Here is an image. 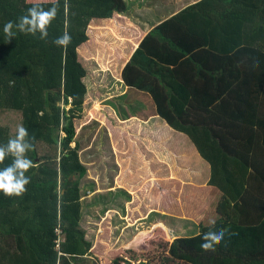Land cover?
<instances>
[{"label":"trees","instance_id":"1","mask_svg":"<svg viewBox=\"0 0 264 264\" xmlns=\"http://www.w3.org/2000/svg\"><path fill=\"white\" fill-rule=\"evenodd\" d=\"M68 3L65 12V0H0V146L25 127L34 165L22 196L0 192V264H67L105 245L100 241L91 251L80 226L79 186L86 169L79 144L72 143L87 71L79 54L94 19L128 8L124 0ZM34 5L58 6L48 38L14 27L9 42L5 24H15ZM65 31L72 37L66 50L53 43ZM122 79L149 93L157 115L191 139L210 164L209 185L222 193L215 225L166 242L169 261L264 264V0H200L188 6L149 33ZM220 228L227 231L215 251L201 249L203 235ZM112 264L129 262L118 257Z\"/></svg>","mask_w":264,"mask_h":264},{"label":"crops","instance_id":"2","mask_svg":"<svg viewBox=\"0 0 264 264\" xmlns=\"http://www.w3.org/2000/svg\"><path fill=\"white\" fill-rule=\"evenodd\" d=\"M124 1L128 8L126 13H115L112 18L107 19H94L92 23L101 24L100 21H105V23L115 24L110 27L111 32L108 30L114 35L109 34L107 38L106 36L103 38L112 41L113 59H115L113 64L119 67L116 71L118 74L116 80L120 92L117 94L119 96L116 97V101L119 99L122 101L121 98H124L123 102L135 109H137V105L138 108H141L144 101L145 108L147 104L150 105V111L147 116L143 115L139 118H137V112H132L127 117H117L119 123L126 127L127 134H120L113 130L110 132L112 140L118 137L123 145L126 142L132 148L128 154H122L119 163L116 162L115 165L119 173L116 172L115 177L116 179L119 177V179L115 180V185L107 189L108 194L102 196L104 199L107 197L113 199L116 196L123 209L121 213L118 211L114 213L116 216L114 221L112 219L110 222L108 216L100 217L101 221H105L104 226H102L103 231L100 228L91 251L97 247L100 241H103L105 245L102 250L94 255L95 257L88 256L92 260V264L94 261L99 262V264H112L113 260L118 257H123L129 264L139 262L152 264V260L155 258L152 257L153 253L159 246H163L166 242L172 243L176 239L198 236L203 226H210L212 221L216 222L219 219L216 210L211 215H208V211L205 210L203 214L191 220L187 215L190 212L186 208V203H189L190 206L209 203L217 207L222 197V193L216 187L209 185L210 164L200 155L191 139L185 133L173 129L157 115L154 100L149 93L128 87L122 79L125 66L149 33L161 22L172 18L200 0ZM101 31L103 30H99L97 34ZM91 41L93 40H88L81 47L82 55H86L83 47L89 46ZM102 43L104 47V42ZM94 44L90 46H94ZM94 50L97 49L91 48L87 53L88 56L91 57V54L93 56L99 55ZM79 55L81 56V54ZM117 60L119 61L117 62ZM107 73L112 75V69H109ZM186 79L190 78L186 77ZM128 95L129 97H127ZM111 100L115 99L112 98ZM136 124L141 125L142 131L146 127L143 135L132 129ZM80 161L83 166H87L82 160ZM188 166L190 170H196V176H194L197 178L196 180L191 179L189 181L188 172L186 176H182L180 170H185ZM86 170L88 174L92 175L94 169L87 168ZM185 171L183 175H185ZM203 179L207 180V183ZM94 191L96 190L88 193V198L95 195L93 194ZM102 193L103 190L98 191V194ZM82 199L83 195L81 194V210L85 207ZM97 203L91 201L89 206H98ZM106 203L107 201L101 205L108 206ZM169 213L175 216L170 217ZM124 223H127V228L131 230L135 228L137 232L132 235L133 232L131 231L129 240L123 237L117 241L116 236H113V230ZM83 227L82 229H84ZM104 237L106 239L101 240ZM120 241L122 243L119 245ZM125 249L128 250V255L120 253Z\"/></svg>","mask_w":264,"mask_h":264},{"label":"rangeland","instance_id":"3","mask_svg":"<svg viewBox=\"0 0 264 264\" xmlns=\"http://www.w3.org/2000/svg\"><path fill=\"white\" fill-rule=\"evenodd\" d=\"M100 23L101 24L97 22H91V24L89 25V40H94L96 42L94 46L83 47V50L85 51L86 55L80 56L82 63H84L83 66L85 67L86 71L88 70V73L84 79V83L87 87V94L83 106L82 117L75 121V126L77 130L75 138L76 142L72 143V147H75L76 144H79V158L80 160H82L83 163L87 164V166L84 165L86 169L92 168L95 170H92V175L88 174L86 170V174L80 180L79 186L81 194L83 195L82 202L85 206L81 210L82 217L80 221V226H84L83 228L85 230H83L85 232V240L90 242L92 246L95 243V239L96 236L99 234L100 228L103 231L102 226H104L105 221H101L100 217L108 216L110 222L112 221V219L114 221L116 217L114 213L116 211L121 213L123 209L122 206H120V203L117 201L116 196H114L113 199H111L110 197L104 199V197L102 196L108 194L107 189L115 185V180L117 181L119 179V177L118 179H116L115 177L116 174L119 173L117 172V167L115 165L116 162L119 163V158L123 156L122 154H128L129 150H131L132 147L126 142L125 145H123L120 142V138L118 137L112 140V135H110V132L113 130L117 131L120 134H127L125 129L126 127L119 123L117 117L123 118L127 117V115L131 114L132 112H137V118H139L143 115L147 116L150 111V105L148 106L147 104L145 108L144 101L143 106L141 108H138L137 105V109L131 107L128 104H125L123 102L125 100L124 98H121L123 99L122 101H119L120 99L116 101V97L119 96L117 94H119L120 92V88H118L119 84L116 80V78L118 77L116 71L119 67L113 64L115 59H113L114 49L112 41L107 39L105 40L103 38L104 36H106L107 38L109 34L112 36L114 35L113 33H109L108 30H110L111 32L110 27L114 26L115 24L110 22L105 23V21H100ZM99 30L103 31L97 34ZM102 42H104V47ZM94 47L97 49L94 51L97 52L99 55L93 56V54H91V57L88 56L87 53H89L90 49H93ZM118 61L119 60H117V62ZM87 62L89 63L87 64ZM109 69H112V75L107 73ZM127 97H129V95ZM112 98H114L115 100H111ZM69 107L70 106H68L67 108ZM140 126L141 125L136 124L132 129L134 131L139 132L140 135H143L146 127L142 131V128H140ZM143 126L145 125L143 124ZM185 170H180L183 177L186 176L188 172L190 177L189 181L191 179H197L196 177H194L196 176V170H190L189 166ZM184 171L186 172L185 175H183ZM202 171L204 174V169ZM207 180H205V183H207ZM93 190H96L93 192V194L95 195H93V197L88 198V193ZM99 190H103V193L98 194ZM91 201H94L95 203L98 202V206H89ZM106 201V204H108V206L101 205ZM186 208L190 212L187 213V215H189V218L191 220L195 219L200 214H203L205 210L208 211V215H211L215 212V210H217V207H215L214 205H210L209 203H207V205L194 204L192 206H190L189 203H186ZM169 214L171 215L170 217L175 216L171 213ZM131 231L133 232L132 235L137 232L135 228H133L132 230L130 228H127V223H124L118 226L116 230H113V236H116L115 238L117 241L121 240L120 238L123 237L128 238L129 240V235H131ZM121 243L122 241L119 242V245ZM165 245L166 243L163 244V246H159L158 249L153 253L152 257L155 258L154 260H152V264L178 263L175 261V259L169 261V259L167 258L169 257V248H165ZM155 259H157L158 261L156 262ZM91 262L92 260L88 256H86V258L85 256H82L79 258H70L67 264H92ZM61 264H64L63 261H61ZM93 264H99V262L94 261Z\"/></svg>","mask_w":264,"mask_h":264},{"label":"clouds","instance_id":"4","mask_svg":"<svg viewBox=\"0 0 264 264\" xmlns=\"http://www.w3.org/2000/svg\"><path fill=\"white\" fill-rule=\"evenodd\" d=\"M64 8L65 12H67L69 8L68 0H65ZM57 15L58 6L45 10L39 5H34L15 24L12 21H8L4 26V33L9 42L16 35L13 31L14 27L19 32L32 34L33 36L39 33L40 39L45 40L49 35L48 28ZM71 40V35L68 31H65L53 43L66 50ZM32 148L29 132L23 126L18 127L15 137L10 138L6 145L0 146V164L9 156L13 158L10 165L0 169V192L6 197H20L27 191L26 186L30 183V177L26 173L34 166L33 161L27 157V153ZM212 224L215 225V221H212ZM226 231V229L220 228L206 232L202 237L203 242L200 244V248L204 251H215V246L224 240Z\"/></svg>","mask_w":264,"mask_h":264}]
</instances>
